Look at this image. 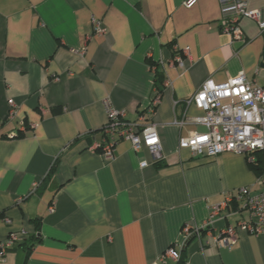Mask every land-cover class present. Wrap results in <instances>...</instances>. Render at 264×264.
<instances>
[{
    "label": "crops",
    "instance_id": "1",
    "mask_svg": "<svg viewBox=\"0 0 264 264\" xmlns=\"http://www.w3.org/2000/svg\"><path fill=\"white\" fill-rule=\"evenodd\" d=\"M184 1L0 0V244L27 234L0 264H155L169 248L180 256L184 227L204 225L227 193L262 190L242 155L180 150L179 138L196 127L174 122L203 116L186 101L208 80L223 84L242 72L264 87V33L242 19L246 44L238 47L219 32V0ZM246 2L264 20V0ZM92 18L105 35H94ZM155 72L161 98L149 116ZM106 100L129 122L142 114L155 124L159 165L127 141L111 160L91 151L107 124ZM247 219L231 204L212 240L187 245L183 264H264V230L238 231L232 246L214 241Z\"/></svg>",
    "mask_w": 264,
    "mask_h": 264
},
{
    "label": "built area",
    "instance_id": "2",
    "mask_svg": "<svg viewBox=\"0 0 264 264\" xmlns=\"http://www.w3.org/2000/svg\"><path fill=\"white\" fill-rule=\"evenodd\" d=\"M193 3L194 0H186L183 6L189 8ZM219 4L221 14L219 32L227 36L232 44L238 47L246 44L240 27L242 19L256 22L260 32L264 33L261 12L248 9L246 0H219ZM91 25L94 35L106 34L99 20L92 18ZM83 53L80 52L81 55ZM175 62L182 67L180 58H176ZM160 98V93L154 91L147 108L149 116L154 114ZM186 104H192L203 113V116L174 122L179 129L187 123L196 127V131L191 132L187 137L179 138L180 150H188L192 156L200 158H215L225 153L242 155L249 165L261 162L263 172L256 182V185L262 188L259 193L252 194L251 187H243L234 193H227L220 204L211 207L204 225L194 229L184 227L185 242L191 237L202 241L206 234L212 240L210 230L213 223L231 204L242 205V209L248 213V219L218 231L214 241L221 246H232L236 242L238 231L258 235L264 230V87L248 81L240 72L223 84H214L210 80L204 82ZM104 108L107 124L102 130V140L94 143L91 151L99 153L106 161L111 160L114 157L115 146L121 141H127L135 153L146 149L154 163L162 162L161 141L155 124L147 122L148 118L142 114L137 122L127 121L125 113L116 110L108 100L104 101ZM14 115L15 105L10 101L8 119H13ZM19 127L24 130V123L20 122ZM16 136L17 133H14L8 137ZM146 166L147 163L144 161L139 164L140 168ZM4 222L10 224L8 219ZM26 235L25 231L10 233L7 240L0 244V260H3L9 249L21 243ZM178 261L179 254L173 248H169L155 264H170L169 262L175 264Z\"/></svg>",
    "mask_w": 264,
    "mask_h": 264
},
{
    "label": "trees",
    "instance_id": "3",
    "mask_svg": "<svg viewBox=\"0 0 264 264\" xmlns=\"http://www.w3.org/2000/svg\"><path fill=\"white\" fill-rule=\"evenodd\" d=\"M154 76H155V78H154V84L157 85V86H156L157 91L161 94L160 85L162 84L163 81H162V79H161L160 73L155 72ZM102 130H103V129H102ZM101 132H102V131H101ZM5 138H6V136H5ZM159 164H160V162H157V163H156V165H159ZM251 166L254 168L255 171H257V173H258L259 175L262 174V172H263V167H262L261 162H260V163L258 162V164L251 165ZM51 171H52V170H51ZM38 226H39L38 224L35 225V230H36V231L38 230ZM194 239H195L194 237H191V238H189V239L185 242V244H184V246H183V249L181 250V255L179 256V261H178L176 264H183V263H184L185 249H186L187 245H189L190 242H192ZM31 240H32V239H31ZM28 241H30V240H28ZM30 244H31V243H30ZM23 245H25V244H22V246H23ZM29 247H30V246H28V248H29Z\"/></svg>",
    "mask_w": 264,
    "mask_h": 264
},
{
    "label": "water",
    "instance_id": "4",
    "mask_svg": "<svg viewBox=\"0 0 264 264\" xmlns=\"http://www.w3.org/2000/svg\"><path fill=\"white\" fill-rule=\"evenodd\" d=\"M261 67L264 68V54L262 56V63H261Z\"/></svg>",
    "mask_w": 264,
    "mask_h": 264
}]
</instances>
